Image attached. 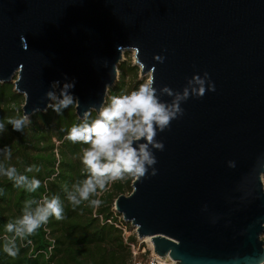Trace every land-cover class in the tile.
Here are the masks:
<instances>
[{"label":"water","instance_id":"water-1","mask_svg":"<svg viewBox=\"0 0 264 264\" xmlns=\"http://www.w3.org/2000/svg\"><path fill=\"white\" fill-rule=\"evenodd\" d=\"M124 50L158 94L205 73L215 90L181 103L156 175L113 211L171 264H263L264 0H0V84L22 115L45 111L54 81H75L77 119L98 110Z\"/></svg>","mask_w":264,"mask_h":264},{"label":"trees","instance_id":"trees-1","mask_svg":"<svg viewBox=\"0 0 264 264\" xmlns=\"http://www.w3.org/2000/svg\"><path fill=\"white\" fill-rule=\"evenodd\" d=\"M117 70L122 78L120 64ZM114 90L107 89L110 97L115 94ZM22 102V96L13 91L11 83L0 84V122L6 126V130L0 132V149L9 146L11 150V158L5 160L0 156V163L15 166L20 174L38 179L41 186L36 192L28 193L0 176V264H129L127 244L135 243V238L128 235L124 241L122 231L113 225L119 215L112 211V203L117 196L130 192L133 178L112 183L107 191L90 197L102 201L99 207L85 201L73 209L64 188L70 189L74 183L86 178L80 157L81 149L87 146L74 144L65 137L72 126L82 121L75 116L74 106L63 110L61 115L46 108L44 112L30 115L32 123L22 132H16L6 121L22 116ZM95 116L92 113V118ZM29 166L39 171L26 172ZM46 196L60 197L64 219L50 218L32 236L24 240L17 238L18 255L9 257L3 246L5 238L12 234L5 231V225L22 214L25 201H40ZM261 241L264 247V228Z\"/></svg>","mask_w":264,"mask_h":264},{"label":"clouds","instance_id":"clouds-1","mask_svg":"<svg viewBox=\"0 0 264 264\" xmlns=\"http://www.w3.org/2000/svg\"><path fill=\"white\" fill-rule=\"evenodd\" d=\"M154 60L162 63L163 57L154 56ZM214 91V85L208 82V74L203 78L194 75L187 82L181 92H174L167 86L159 90L153 87L154 78L142 83L136 90L128 94L113 95L109 100L99 106V109H87L79 124L72 126L65 139L76 144L86 145L81 149L80 162L86 178L77 181L69 189L65 186L67 201L73 209L83 202L90 206L99 207L100 199H90L98 193H103L107 187L117 181L127 178L141 180L152 168L151 175H156L153 166L156 158L153 150L162 151L163 144L156 140L158 132L169 128L171 122L183 114L180 107L190 94L194 97H203L206 91ZM75 81H54L52 91L46 92V98L51 101L46 107L57 115L72 106L79 107L78 98L71 94ZM59 88V95L55 89ZM160 93L172 97L170 103L160 100ZM35 111H39L36 109ZM96 116L92 118V113ZM7 125L13 131L22 132L25 126L32 123L28 114L18 118H8ZM6 126L0 122V132ZM143 141V142H141ZM0 156L5 160L11 158L9 146L0 149ZM39 171L34 166L25 169L26 172ZM0 176L6 177L17 188H22L28 193H34L40 188L38 179L20 174L15 166H5L0 163ZM260 176H264L261 173ZM50 218L57 221L64 219V207L59 196L44 197L40 201L27 200L22 209V214L5 225V231L12 234L5 238L3 251L9 257H16L19 249L16 246L17 238L24 240L32 236L38 229L46 225Z\"/></svg>","mask_w":264,"mask_h":264},{"label":"rangeland","instance_id":"rangeland-1","mask_svg":"<svg viewBox=\"0 0 264 264\" xmlns=\"http://www.w3.org/2000/svg\"><path fill=\"white\" fill-rule=\"evenodd\" d=\"M119 64L122 67V78L120 77V72L117 70V66H116L115 81L110 87L107 88L108 90H111V89L114 90L116 88V90H114V93H115L114 95L128 94L131 91L136 90L142 83L147 82L148 76L147 75L142 76L139 74V69L134 63L133 52L128 51V50L122 51L120 60L118 62V65ZM134 67H135V70H134ZM109 98L110 96L106 91V94L104 96V103H106L109 100ZM263 179H264V176H261L262 184H263ZM109 188L110 187L108 186L107 190ZM128 194L129 192H125L122 195L126 196ZM97 195H99V193ZM123 224L125 223L123 222L122 225ZM125 225L126 226H123V227L125 230L124 237L126 238L128 235H132V229L128 223H126ZM133 244H134V247L138 246L139 250L143 247L145 250V255H148L149 253L148 250L150 249V246L148 245L149 243H147V241L143 240V242L141 243H139L138 241H135V243Z\"/></svg>","mask_w":264,"mask_h":264},{"label":"built area","instance_id":"built-area-1","mask_svg":"<svg viewBox=\"0 0 264 264\" xmlns=\"http://www.w3.org/2000/svg\"><path fill=\"white\" fill-rule=\"evenodd\" d=\"M112 211H113V207H112ZM120 219H121L120 216L117 217L118 221L116 223H113V225L122 231V235L124 237L125 230H124L123 225H121L123 221L122 220L120 221ZM107 223H109V221H107ZM132 235L134 236L135 241H138L139 243L143 242V240H140L136 237L134 229H132ZM123 240L126 241L125 237L123 238ZM127 245H128L129 252H130L129 264H171L167 262L165 259H161L159 256H156L155 254H153L151 252V248L148 250L149 252L148 255H145V250L143 247L139 250L138 246L134 247L133 243H128Z\"/></svg>","mask_w":264,"mask_h":264},{"label":"bare ground","instance_id":"bare-ground-1","mask_svg":"<svg viewBox=\"0 0 264 264\" xmlns=\"http://www.w3.org/2000/svg\"><path fill=\"white\" fill-rule=\"evenodd\" d=\"M142 240H145V241H147V243H149L148 238H143ZM148 245L150 246V243ZM150 248H151V246H150Z\"/></svg>","mask_w":264,"mask_h":264}]
</instances>
